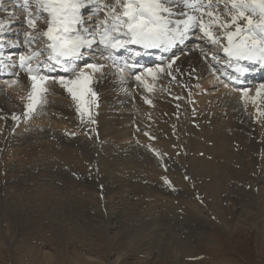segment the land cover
I'll return each mask as SVG.
<instances>
[{
  "label": "rangeland",
  "instance_id": "obj_1",
  "mask_svg": "<svg viewBox=\"0 0 264 264\" xmlns=\"http://www.w3.org/2000/svg\"><path fill=\"white\" fill-rule=\"evenodd\" d=\"M99 2L103 14L98 18L104 19L109 9L104 8L103 5L110 7L115 5L117 13H120L124 0H99ZM165 2L173 7L175 12H180L177 9L184 7L179 0H165ZM86 3L88 7L82 10V15L88 14L91 9L89 6L96 2L86 0ZM226 3L228 0H220L218 11L222 14V20H228L230 16V4L225 7ZM91 7L96 8L93 5ZM5 9L7 10L0 11L4 19H10V15L12 17L18 15V12ZM245 14L252 15L250 10H246ZM82 17L85 19V16ZM176 18L178 17L175 15L172 17V19ZM253 19L258 20L259 17L254 16ZM43 20L41 23L45 22ZM241 23L244 22L241 21ZM213 31L216 36L224 33V30L219 28H214ZM193 36L195 37L196 34ZM195 44L201 49L199 54L203 57L202 50H206L204 43L195 42ZM195 44H191V48L196 46ZM191 48L187 53L196 52L197 49ZM187 53L180 56L186 57L189 55ZM103 66L101 71L91 74V77L99 79L101 83L110 81L111 75H116L111 68ZM105 70H108V75L104 76ZM83 71L89 73L90 70L84 68ZM177 75L181 80L185 73L181 72ZM166 85L167 83L162 88ZM216 90L219 91V88ZM93 91L98 93L97 88ZM220 92V97H222L224 90ZM164 95L161 97H165ZM232 98L237 97L232 96ZM99 99L100 105L107 107L106 102L101 103V98ZM234 99L231 100L234 101ZM242 101L249 110L246 100ZM129 102L127 105L132 108L130 110L132 113L129 114L139 118L137 112L134 111L139 110L138 104L131 99ZM133 102L136 105H133ZM49 104L51 103L48 102L43 106H50ZM9 106L10 108L6 109L8 114L11 108H14L12 105ZM44 107L39 111L44 114L53 113L51 108L44 109ZM185 107L187 109V106ZM88 108L90 109V105ZM226 109L223 108L221 121H227V116L230 114ZM240 111H242L241 108ZM189 112H193L192 119H194V111ZM72 114H67L70 120L67 119L63 127L36 124L23 126L20 130L22 132L11 131L10 133L13 137L8 144V149L20 145L30 133H41L42 136H37V139L43 137L44 144L49 146V158L43 162L46 166L42 168L39 167L42 162L38 157L39 161L37 159H32L31 162L24 160L25 165L12 162L16 161L13 158H10L7 163L0 162V264H74V261H80V264H122V262L138 264L137 262L144 261L148 263L140 264H160L162 261L166 262L164 255H169V258H173L172 255L175 256L177 262H173L171 258L170 261L167 256V259L172 262L170 264L180 262L182 264H264V201L262 202L261 196L258 197V191L264 180V178L259 179L261 175L264 176L262 172L264 147L263 143L261 147L259 145V141H264V126L260 122L259 127H255V120L260 121L257 119L261 115L260 111L252 114L253 119L250 122L245 118V115L250 116L248 113L242 111V115H238L240 122L244 124L242 135L245 139V148L250 145L249 141L253 140L259 147L256 153L255 151L251 153L248 149L243 152L236 142L232 143L231 150L234 154L244 156L250 154V156L247 161L241 160V165L232 163V168L237 171V175L235 174L232 180L229 179L224 186L225 194L219 197L221 208L215 213L208 206L211 199L206 198L203 180L197 178L193 172H188L191 169L189 165L180 162L181 158L186 157L185 152H176L170 148V152L166 153L165 148L160 144L161 140L157 139L153 143L146 142L147 144L138 142L139 140H131L128 145L122 146L123 149L119 146L110 148L102 139L101 134L97 137L90 132L86 134L87 131L80 130L81 133L75 131L73 129L75 119ZM263 115L264 109L262 119H264ZM95 118L97 121V115ZM92 120L95 121V119ZM84 126L87 128L86 125ZM190 126L198 131L196 123L190 122ZM246 126L250 127L252 132ZM17 127L19 126H14L13 130L18 129ZM25 127L27 128L24 129ZM162 137L165 138V135ZM212 145V142L205 143L207 147ZM84 147L90 154H93L91 157H87ZM164 154L169 156L166 157ZM201 154H198L199 157ZM115 157L130 158L141 166L142 174H136V176L130 172L123 174L121 171L112 174L116 177L115 180L123 181L126 185L125 189L132 192L133 196H128L127 192L120 193L117 199L107 196L105 180L109 172L103 170L105 166L101 160L105 162L104 160L108 158L110 161ZM208 158L209 156L207 160L210 159ZM47 170L53 171V177L37 178L28 183L22 180L25 178L24 175H29V171L31 175H38ZM16 174L19 179L13 178ZM185 176L188 179H185ZM165 180L170 181V184H166ZM18 181L22 186L13 189L12 187L18 184L16 183ZM116 185L108 186L114 190ZM162 213L166 218L165 226L158 223L160 216H156L159 217L156 220L152 216V214L162 215ZM120 218H122L121 222L118 223ZM150 220L155 222L154 224L158 223L156 227L149 222ZM147 251L149 254L152 251H158L161 257H151ZM43 253L45 256L42 255ZM124 257L126 260H123Z\"/></svg>",
  "mask_w": 264,
  "mask_h": 264
},
{
  "label": "bare ground",
  "instance_id": "obj_2",
  "mask_svg": "<svg viewBox=\"0 0 264 264\" xmlns=\"http://www.w3.org/2000/svg\"><path fill=\"white\" fill-rule=\"evenodd\" d=\"M92 5L95 7L97 6L95 3ZM177 10L180 12H189V14H191L190 11H187L185 7L178 8ZM98 13L99 11L96 10L95 15H98ZM10 16H11L9 17L10 19H4V16L0 15V23L9 24L8 22H10L13 24L15 22L13 25L18 26L19 24L24 22L23 18H21L20 16H16V15H13V17L12 15ZM88 17L89 15L86 16V18ZM179 18H183V17H179ZM205 19L207 20V17H205ZM41 22L42 20H40V22H37L36 30L38 32H42L43 30H46V23L45 22L41 23ZM91 22H88V24H91ZM222 36H225L224 33H222ZM217 37L218 36H216V38ZM226 43H227V40H226ZM191 49L196 50L197 48L196 46H193V48ZM190 51H193V50H190ZM200 51H201L200 49L199 50L197 49L196 52L193 51L190 54L187 53L189 55H187L186 57L180 56L179 59L176 60V63L173 65V71L178 69V71H176V74L181 73V72L182 74L185 73L182 80L176 79V80L170 81V79H165V76H163L162 73H159V75L162 78L155 75L154 78L156 79L151 83L152 87L148 86V88H146L147 84L145 83V81H143L142 77L140 81H137L136 79L128 80V78L131 79L132 76H128L127 74H124V73H118L116 71H115L116 75L115 76L111 75V80L105 83H101L99 79H95L91 77V80L89 84L87 85V87H91L90 88L91 90H95L97 88V92H98L97 95L99 96V93H100L99 97L101 98V103L106 102V105H107V107L106 106L103 107L100 105V107H98L97 109L96 108L95 110L92 109L91 112L95 111L96 112L95 115L89 114V115L81 116V114L78 111L79 102L76 100H73L72 96L65 89H63V86L51 80H49L47 83L48 92L42 97L41 105H45L46 103L48 104V102H50L51 104H49L50 106H46V107L42 106L41 108L44 107L45 109L49 107L51 108L53 113L44 114L43 112L42 115H37V113L31 114L28 112L27 114H25L26 110H25V107H23L22 105L25 106V104L29 102L28 94L30 91V82L28 78L20 74L17 83L14 85L11 83V80L15 78L4 80V82L1 81L0 86H2V88H0V150H1L0 162L7 163V161H10V158H13L14 160L16 159V161H12V162L23 163V165H25L26 164L24 163L25 161L31 162L32 159H37L38 157V159L42 162L40 164L41 166L39 167L42 168L43 166H46L43 162H45L49 158V152H48L49 146H47V144H44L43 142L44 140H42L43 137H41V139H37V136H42V134L41 133L39 134L30 133L27 135L26 138H24L21 141L20 145H17L15 147L8 149V144L12 141V137H13V135H10L11 131L19 132L20 130L23 129V126H31V125L33 126L36 124L42 125V126L50 125V126H55V127H63L66 124V120L69 119L67 117V114L73 113L72 115H73V118L75 119V123L73 124V129L75 131L79 133H81L80 130H83L84 132L87 131L86 134L90 132L96 135L97 137H99L98 134H101L102 139L105 141L107 145L110 146V148L119 146L121 147L120 149H123L122 146L125 144L128 145L129 144L128 142L131 140H137V141L139 140L138 142H143V143H146V142L153 143L154 140L157 139V140H161L160 144L165 148L166 153L170 152V148H173L174 151L176 152H185L186 157L181 158L180 162L183 164L185 163L189 165L191 168L190 170L192 171L188 170V172H191V173L193 172L197 178L199 177V179L203 180V185H204L203 189L206 192V198L208 200L211 199L208 206L211 208L212 211H214V213L219 212L221 208L219 204L220 203L219 197L222 194H225V192L223 191V188L229 179L232 180V178L235 177L234 175L237 172L236 170L232 168V163H234L235 165H241V160L245 159V161H247L250 156V154H247L245 156L242 154H239V155L234 154L231 150L232 143L236 142L237 143L236 145L241 147L243 152L244 150L248 149L251 153H253L254 151L256 153V150L259 147L258 145H256V141L253 140V141H249L250 145L245 148L244 146L245 139L242 135V131H244V128H243L244 124L240 122L238 115H242L241 114L242 111H244V113L245 112L248 113L250 116L245 115L246 116L245 118H247L249 122L251 119H253L252 114L257 113V111H260L262 115V111L264 109V97H261V98L257 97V99L250 98L252 96L251 92H247L246 95H243L240 90L235 91L229 88L225 84L215 82L216 80L212 77V74H211V72H214V69L211 66V64H209V62L205 61L204 58L200 56L199 54ZM168 63L169 61L167 62V65ZM167 65L165 66L166 68L165 75H167ZM107 68H110V67H107ZM111 69L113 70V68ZM193 69H195V71H192ZM105 75H108V70L104 71V76ZM121 75H123L124 77L123 80H121ZM172 75H175V73H172ZM179 75L181 76V74ZM161 80L164 83H162ZM175 82L178 84V88L173 87V84ZM160 83H161V86H159ZM166 83L167 85L164 88L166 89V87L169 86L166 92L167 93H169V91L171 92L173 96V100H172L173 102L169 101L165 97H161L165 93L164 88H162V86H164V84ZM262 84L264 83L263 82L260 83L258 88ZM181 85H184L185 90H187L188 99L190 101V104H192V109L195 113L194 119H192L193 112H189V110H187L188 107L187 109L185 107V104H184L185 90L182 89ZM158 88L160 89V94L158 92ZM216 88H219V91H217ZM141 89L144 91H141ZM223 90H224V93L222 92L223 96L220 97V93H221L220 91H223ZM256 90L254 91V95L257 96ZM147 92L148 93L153 92L155 96L159 94L157 96L159 100L157 98H148L147 96H145ZM127 95L130 96L131 100H133L134 102L138 104L139 110H134V111L137 112L136 114L139 115V118H135L134 115L129 114V113H132V111H130L132 108L131 106L127 105L128 103H130L129 102L130 98ZM232 96L237 97L236 98L237 100L232 98ZM261 96H264V94H261ZM231 99H234L237 105ZM86 100L87 98L85 97V101ZM242 100H246V105L249 107V110H247L248 108L246 109V106ZM146 101H151V103H147ZM64 104H65V107H64ZM148 104H151V107L145 106ZM9 105H12L14 108H11L12 110L8 114L6 109H8V107L10 108ZM133 105H136V104L134 103ZM86 106L88 107L87 103H86ZM238 106L242 109V111H240V108ZM250 106H251V109H250ZM223 108H227L226 110H228L230 113L228 114V116L226 115L227 121H221V117L223 114ZM96 115L98 117L97 121L95 118ZM261 115L259 118H257L260 121L257 122L255 120L256 122L255 127H259V125L261 124L260 122H262L261 125L264 126V119L261 118ZM10 116H11V119H9ZM92 116H94V118ZM243 116H241V118H243ZM13 117H16V119H14ZM92 119H95V123L89 122V121H92ZM18 121H21L22 123L20 125L19 124L17 125L16 122ZM190 122L196 123V127L198 128V131H196L195 129H192L193 127L190 126ZM14 125L19 126L17 127L18 129L12 130L14 129L13 128ZM84 125H86L87 128H85ZM26 128L27 127H25L24 129ZM247 129L250 132H252L250 127ZM162 135H165V138H163ZM208 142H212L213 145L211 147L205 146V143H208ZM259 143H260L259 144L260 147L262 143L264 147V141L263 142L259 141ZM103 149H106V148H103ZM84 150L87 152V157H91L93 155L87 151V148L85 149L84 147ZM199 153H202L201 154V156H203L202 158H200L201 156L199 157L198 155ZM107 155L110 156V154H107ZM168 156L169 155H166V157ZM174 156L177 157V155H174ZM207 156H209L210 158V159L208 158L209 160H207ZM104 161L105 162H103V159L101 160V162L104 163V166H105L103 170L107 173L108 172L110 173V174L108 173L107 179L105 178L106 179L105 184L107 185L106 186L107 196H109V198L114 197L117 199L119 194L123 192L124 193L127 192L128 196L129 195L133 196L132 192L125 189L126 185L123 183V181H121L120 179L115 180L116 177H113L112 174L118 171H121V173L123 174H125V172L126 173L130 172V173H134L133 175L136 176V174H142L141 166L136 161L130 158L125 159L123 157L121 158L115 157V158H112V160L110 161L107 158ZM246 166H250V165H246ZM52 172L53 171L47 170L38 175H34V174L31 175L29 171V175H24L23 177L25 178H22V180L28 183L31 180L37 179V178H47L48 179V178L53 177ZM262 172L264 173V167H263ZM262 172L260 174H262ZM54 174H56V172ZM160 174L162 175V173ZM238 174H241V173H238ZM17 175L18 174H16V176H14L13 178L17 179L18 178ZM165 176L167 177L168 175L166 174ZM130 177L135 178L134 176H130ZM197 178H196V181H197ZM260 178H264V176L261 175L259 179ZM202 180L200 181L202 182ZM16 183L18 184H15L12 187L13 189L19 186H22L19 184V181ZM176 183H180V182L176 181ZM262 183L263 184L261 186V189H259L258 191L259 193L258 197L261 196V198L263 199L262 200L263 202L264 201V180ZM110 184L116 185L114 190L109 188L108 185ZM135 187L136 186H134V188ZM124 189L126 191H124ZM72 192L74 194V191ZM40 193L42 194V192ZM69 194H72V193H69ZM37 195H39V193ZM71 198H72V195H71ZM132 204H135V203H132ZM152 216L155 218V220L156 218L157 219L159 218L156 216H160L158 223L159 224L161 223L163 226H165L166 218L163 213L162 215L152 214ZM152 216L150 217L152 218ZM121 219L122 218L118 219L117 222L118 223L121 222ZM151 221L152 220H150L149 222L153 223V221L152 222ZM156 224H154L155 226L154 225L153 226L156 227ZM156 233L158 235V232ZM21 246L23 245L21 244ZM147 252L149 254V251ZM42 255L45 256V253H43ZM149 255L151 257H156V258L161 257L158 251L157 252L152 251V253ZM164 256H166L165 261L167 263L166 262L163 263V261L160 259L162 261V263L160 264H170L172 263L170 262L172 259H173L172 260L173 262H177V260L175 259V256L173 255H172L173 258L170 257L171 260L169 258V255H164ZM167 256L170 261L167 259ZM34 260H36V258H34ZM123 260H126L125 257ZM137 263L140 264V263H148V262L144 261V262H137ZM74 264H80V261L79 262L74 261ZM122 264H125V262H122ZM179 264H182V263L180 262Z\"/></svg>",
  "mask_w": 264,
  "mask_h": 264
},
{
  "label": "snow or ice",
  "instance_id": "obj_3",
  "mask_svg": "<svg viewBox=\"0 0 264 264\" xmlns=\"http://www.w3.org/2000/svg\"><path fill=\"white\" fill-rule=\"evenodd\" d=\"M95 2L98 11L101 5L99 0ZM179 2L189 9L191 14L175 12L165 0H124L122 13H117L115 5L110 7L105 4L103 7L109 9L106 13L107 18L96 23L95 30H90L86 26L80 27L82 23H85L82 20V10L88 7L86 0H23L25 23L29 29L24 32V37L29 47L34 42H38L41 36L46 37L47 49L50 52L47 60H54L57 64L77 59L84 54V50L94 51L96 47L103 49L101 55L107 52L108 59L116 64L113 53L119 54L121 50H127L133 45H139L144 49L173 48L186 36L193 35L194 31L201 33V39L221 43L213 31L214 28H219L224 30L227 40L223 51L232 69L228 74L230 80L235 81L246 76L250 71L249 65L255 64L264 69V0H228L225 4V7L230 4L228 20L221 19L222 14L218 11L220 0H179ZM246 10H250L252 15H246ZM174 15L178 18L172 19ZM254 16H258L259 19L254 20ZM40 19H45L46 30L37 32V22ZM12 46L15 47V45ZM39 55H41L40 52H30L19 56V68L27 73L30 81L29 102L24 106L25 114L35 112L42 97L48 92V81L52 80L63 86L73 100L79 102L78 111L81 116L89 115L90 109L86 106L85 96L87 94L95 97L96 93L87 85L91 80V74L101 71L104 66L98 61L89 62L85 65L90 70L89 73L79 70L78 74L71 79H65L63 76L49 77L41 74V64L33 68L30 63ZM177 59L179 57L169 58L167 65V74L173 80L176 79L172 75L173 65ZM212 59H218L216 54L212 55ZM117 67L123 73L125 70L131 71L134 65L125 62L124 65H117ZM69 70L64 68L65 72ZM71 70L76 71V68ZM145 71L155 77L157 73H163L166 69L157 67L147 68ZM9 75L15 77L11 83L16 84L20 73L13 72ZM133 75L137 81L141 80L140 75L135 73ZM123 79L121 75V80ZM248 91V89H241L243 95H246ZM262 91H264V84L257 88V97L261 96ZM146 102L151 103V101ZM13 118L16 119V117ZM89 122L95 123L94 120ZM185 179L188 177L185 176ZM165 183L170 184V181L165 180Z\"/></svg>",
  "mask_w": 264,
  "mask_h": 264
}]
</instances>
